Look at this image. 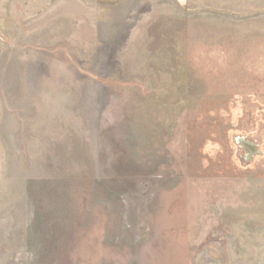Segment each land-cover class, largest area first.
<instances>
[{
  "label": "rangeland",
  "instance_id": "1",
  "mask_svg": "<svg viewBox=\"0 0 264 264\" xmlns=\"http://www.w3.org/2000/svg\"><path fill=\"white\" fill-rule=\"evenodd\" d=\"M0 264H264V0H0Z\"/></svg>",
  "mask_w": 264,
  "mask_h": 264
},
{
  "label": "water",
  "instance_id": "2",
  "mask_svg": "<svg viewBox=\"0 0 264 264\" xmlns=\"http://www.w3.org/2000/svg\"><path fill=\"white\" fill-rule=\"evenodd\" d=\"M241 142L248 149L249 156H252L254 154H259L260 153V151L256 149V145L255 144L244 142L242 140H241Z\"/></svg>",
  "mask_w": 264,
  "mask_h": 264
}]
</instances>
